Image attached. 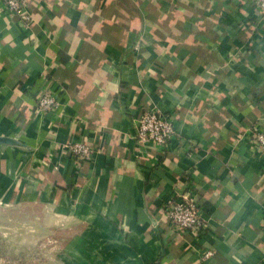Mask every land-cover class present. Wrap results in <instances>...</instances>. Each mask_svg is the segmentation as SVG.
<instances>
[{"label":"crops","instance_id":"crops-1","mask_svg":"<svg viewBox=\"0 0 264 264\" xmlns=\"http://www.w3.org/2000/svg\"><path fill=\"white\" fill-rule=\"evenodd\" d=\"M49 90L53 111H39ZM149 109L167 146L136 139ZM264 15L251 0L0 2V245L41 264H264ZM85 143L80 164L68 143ZM190 188L207 230L172 231ZM213 250L203 261L202 253Z\"/></svg>","mask_w":264,"mask_h":264},{"label":"built area","instance_id":"built-area-1","mask_svg":"<svg viewBox=\"0 0 264 264\" xmlns=\"http://www.w3.org/2000/svg\"><path fill=\"white\" fill-rule=\"evenodd\" d=\"M5 11L17 16L20 21L28 23L32 20L33 0H0ZM254 7L264 15V0H251ZM56 96L49 90L42 91L37 97L39 111H53L57 106ZM176 132L174 119L158 109L142 112L136 121V139L145 144L167 146ZM255 143L264 151V131L254 133ZM68 154L79 164L88 159L93 149L85 143H68ZM172 231L177 234L190 233L200 237L207 230V223L202 214V207L195 199L190 188L180 195H175L167 203L165 209ZM213 250L202 253L201 259L207 260L213 256Z\"/></svg>","mask_w":264,"mask_h":264},{"label":"rangeland","instance_id":"rangeland-1","mask_svg":"<svg viewBox=\"0 0 264 264\" xmlns=\"http://www.w3.org/2000/svg\"><path fill=\"white\" fill-rule=\"evenodd\" d=\"M44 258L40 243L23 244L21 236L2 237L0 264H41Z\"/></svg>","mask_w":264,"mask_h":264}]
</instances>
